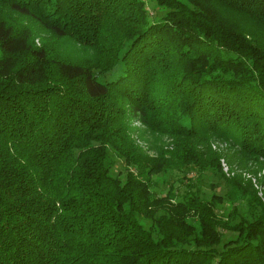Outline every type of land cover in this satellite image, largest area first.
Listing matches in <instances>:
<instances>
[{
	"label": "trees",
	"instance_id": "obj_1",
	"mask_svg": "<svg viewBox=\"0 0 264 264\" xmlns=\"http://www.w3.org/2000/svg\"><path fill=\"white\" fill-rule=\"evenodd\" d=\"M155 2L151 20L144 0H0V264H264V203L210 146L264 156V0ZM177 164L215 168L254 216L155 195Z\"/></svg>",
	"mask_w": 264,
	"mask_h": 264
},
{
	"label": "rangeland",
	"instance_id": "obj_2",
	"mask_svg": "<svg viewBox=\"0 0 264 264\" xmlns=\"http://www.w3.org/2000/svg\"><path fill=\"white\" fill-rule=\"evenodd\" d=\"M145 7L149 19L153 20L162 15L165 11L161 8L155 0H144ZM80 51H76L73 55L74 58L80 57ZM119 71V67L115 70L108 72L104 75L105 79L114 78ZM131 134L136 139L142 148L149 154H155L152 144L156 141L155 136L151 133L144 131V126L139 119L133 118L130 122ZM140 134V135H139ZM164 144V147L172 148L170 136H159ZM212 149L220 152V167L222 172L228 176L237 175L243 182L247 183L250 189H254L255 195L264 203V156L249 157L239 153L238 146L231 140L221 137H212L210 140ZM107 165L110 172L114 176L121 179L124 178L127 167L122 161V158L117 152L109 147ZM151 189L157 196L166 194L168 191L173 193L176 198L189 190H196L200 195L210 197L212 194L220 195L223 197L222 201L217 203V212L223 216L228 213L235 205L239 207L241 212L252 218L257 209L251 210L244 197H239L235 201L227 198L226 192L229 189L228 182L220 175V173L212 167H208L202 173L198 172L193 166L190 165H170L165 170L150 176ZM233 201V202H232Z\"/></svg>",
	"mask_w": 264,
	"mask_h": 264
}]
</instances>
